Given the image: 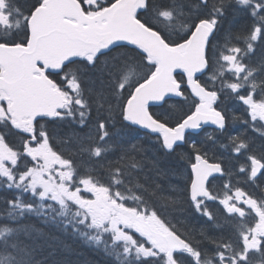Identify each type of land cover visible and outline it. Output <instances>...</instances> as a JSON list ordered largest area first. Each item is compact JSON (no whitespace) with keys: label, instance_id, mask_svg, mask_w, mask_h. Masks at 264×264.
Listing matches in <instances>:
<instances>
[{"label":"snow or ice","instance_id":"1","mask_svg":"<svg viewBox=\"0 0 264 264\" xmlns=\"http://www.w3.org/2000/svg\"><path fill=\"white\" fill-rule=\"evenodd\" d=\"M103 2L108 3L109 0ZM12 3L15 8H20L17 0H12ZM42 3L43 0H35L28 15H32ZM171 3L176 4L177 0H171ZM139 5L135 13L136 20L155 32L166 48L181 49L186 55L193 50L198 54L199 63L192 79L206 96L192 90L184 73L177 70L174 78L179 94L163 99L156 97L159 104L147 105L151 116L152 109L168 100H186L185 93L188 92L193 95L192 108L179 123L184 124L189 117H193V120L180 133L165 137L162 141L164 151L179 153V163L186 178H182L179 188L169 185L168 189H164L157 185L152 195L158 191L161 198L172 199L173 194L179 191L181 195L177 202L183 200L198 223L190 229H177L176 225L160 214L156 206L149 208L144 205L142 214L146 219L157 217L174 240L161 243L155 236L131 230L128 240L122 244L124 259L128 260V264H264V0H197L190 9L181 3L179 14L187 16L188 20L179 39L173 41H169L157 24L145 19L152 12L161 21H170L175 16L173 9L158 5L156 0H139ZM232 5L246 9L250 22L237 29L229 27L222 33L223 19ZM13 17L16 21L14 31L20 28L19 21L27 23L23 9L9 12L10 23ZM3 45L14 46L15 41H0V46ZM185 45L189 47L185 48ZM120 46L113 42L93 50L86 59L79 61L85 65L79 74L76 70L64 73L58 69L55 72L62 83L74 87L54 106L47 121L70 120L81 130L71 133L77 144L91 141L94 133L101 143L107 141L110 136L108 129L115 123V107L120 109V116L125 122L144 125V121L133 120L126 115V109L136 89L147 84L156 74L159 59L150 58L147 50L127 43L126 46L140 53L144 65L149 69L148 75L142 79L138 77L133 86L130 79L122 75L125 68L131 67L129 62L122 61L119 66L113 63L108 68V61L100 59L105 52ZM73 62L68 60L63 67L67 68ZM98 62L107 69V84L98 91L83 88L81 80L84 73ZM132 72L138 75V67H132ZM171 91L176 92L175 89ZM229 99L235 101L236 107L240 109L239 115L234 111L230 116L225 114L221 104ZM105 105L107 112L103 111ZM57 108L63 111H56ZM94 113L95 120H92ZM43 120L44 116H37L27 126L0 120V141L11 152V156L5 157L6 163L0 161V168L4 169L0 171V181L9 191L23 187L30 195H35L36 188L29 181V176L33 169L43 165L28 152L29 148L35 149L45 142L56 151V144L67 143L58 136L54 143ZM202 122L204 127L210 123L221 135L230 124L239 122L243 126L242 131L227 137V144L219 143V148L227 152L226 157L217 158L215 153L210 156L206 143L196 142L193 133L201 132ZM146 126L153 132L159 131L151 125ZM86 128L88 131H83ZM204 141L215 142L216 137L209 132L204 136ZM113 147L109 143L103 151L108 152ZM100 154L101 149L95 148L94 156L99 158ZM65 163L70 165L68 175L72 179L75 174L72 162L65 159ZM217 179L223 181L219 186L214 183ZM5 202L9 208L19 207L22 210L25 207L18 203V198H10ZM119 241L117 237L115 242Z\"/></svg>","mask_w":264,"mask_h":264},{"label":"trees","instance_id":"2","mask_svg":"<svg viewBox=\"0 0 264 264\" xmlns=\"http://www.w3.org/2000/svg\"><path fill=\"white\" fill-rule=\"evenodd\" d=\"M17 2L20 6L19 9L15 8L12 0H5L4 14L9 17L10 11L23 9L27 23L23 20L19 21L20 28L14 31L15 17H13V22L9 21L5 27L0 22V41L25 43L29 38L28 21L31 15L29 16L28 12L35 0H17ZM156 2L158 5L173 9L175 13L173 20L171 22L161 21L152 12L145 19L149 23L157 24L167 35L169 41L179 39L183 26L188 20L187 16L179 14V5L183 3L186 9H190L197 0H177L176 4H172L171 0H156ZM232 9H235L233 5L229 7L223 19L222 33L229 27L237 29L250 22L247 10L240 12V16L237 17L232 15L235 14ZM149 16L152 18L150 19ZM231 23L232 25H230ZM126 55L129 58L137 59L140 70L147 69V74L143 76L146 77L149 69L143 63L144 58L135 49L127 46L115 47L100 59L101 61L107 60L108 68H111L113 63L119 66L122 61H128V58L124 59ZM80 60L77 59L68 66L71 70H76L78 74L79 70L85 67L79 63ZM106 71L103 64L98 62L84 73L81 86L86 89L100 90L107 84ZM51 77L61 84L60 76L51 75ZM135 82L132 83L133 86ZM185 94L187 95L186 100L171 99L165 102L162 107L152 109L154 116L167 124L179 123L193 105L191 93ZM221 107L226 115L230 116L233 111L236 115L240 114V109L231 99L224 101ZM103 111L107 112V105ZM113 111L115 123L110 125L109 139L103 143L97 136L95 137V133L92 142L86 141L83 145L74 142L71 133L81 130L77 129L76 125L68 119L63 121L55 119L51 123L45 119L42 123L54 143L57 136L62 141H67V143L56 144V152L72 162L76 178L89 176L94 179L95 177L108 187H114L109 186L111 185L109 182L117 180L122 190H129L131 195H137L140 202L149 208L156 206L160 214L176 225L177 229H190L196 225L198 221L191 215L192 210L183 200L177 202V198L181 195L179 191L173 194L172 199L161 198L158 191L156 195H152L153 191L157 190V185L164 189H168L169 185H176L178 188L181 186L182 168L179 163V153L164 151L160 140L153 141L152 137L142 135L139 130L122 120L118 107H115ZM92 120H95V113ZM242 128L243 126L239 122L235 125L230 124L228 132L220 134L221 136L216 138L223 139L224 137V139L215 143L205 142V132H203L200 135H195L196 142L198 144L206 143L210 156L215 153L217 158L226 157L227 153L219 151V143L227 144V137L242 131ZM83 131L86 132L88 129ZM109 143L114 146L113 149L104 152L103 149ZM210 147L214 150L211 151ZM83 148L88 150L83 151ZM95 148L101 149L99 158L94 156ZM10 198H18V203L24 205V209L9 208L5 201ZM39 201L42 206L30 209L28 205L38 206L35 200L24 198V195L20 197L18 190L9 191L4 182L0 181V264H120L121 261L123 264H128V260L124 259L123 247L110 245L107 236L98 241L97 233L88 228L90 221H82V215L78 212L81 209L78 207L75 209L74 203L60 206L56 203H47L48 201ZM197 238L202 239V237Z\"/></svg>","mask_w":264,"mask_h":264},{"label":"water","instance_id":"3","mask_svg":"<svg viewBox=\"0 0 264 264\" xmlns=\"http://www.w3.org/2000/svg\"><path fill=\"white\" fill-rule=\"evenodd\" d=\"M139 6V0H117L94 17L80 12L75 0H49L46 6L39 8L31 19V37L26 46H0V64L7 72V76L0 77V87L9 92L16 114L21 117L49 114L63 99L47 79L35 75L38 65L54 71L66 61L91 54L110 43H131L147 50L149 57L158 58L159 63L156 74L147 84L136 89L126 109V115L144 121V125L129 123L151 133L163 134V139L180 133L193 117L171 128L150 116L147 105L159 104L156 97L163 99L179 94L174 78L177 70L186 73L192 90L206 96L192 79L199 63L198 54L194 50L186 55L181 49L166 48L155 32L136 20ZM70 17L78 21L73 22ZM173 89L175 93L171 91ZM146 125L159 131L153 132ZM166 239L169 243L174 240L170 234Z\"/></svg>","mask_w":264,"mask_h":264},{"label":"rangeland","instance_id":"4","mask_svg":"<svg viewBox=\"0 0 264 264\" xmlns=\"http://www.w3.org/2000/svg\"><path fill=\"white\" fill-rule=\"evenodd\" d=\"M103 0H88L89 9L99 10L102 5L105 6L107 3H102ZM5 1L0 0V15L4 14L1 12L4 10ZM236 9L232 14L234 16H240V12H243L246 9L238 8L234 5ZM90 10V11H91ZM151 19L152 17L149 16ZM3 23H6L7 16L0 18ZM232 25V23L230 24ZM124 54L122 55V57ZM131 67L125 68L122 72L123 76H127L130 81L133 83L139 78H142L147 74V69L140 70L138 66V61L135 57L129 58L128 55L124 59H127ZM132 67H138L139 73L132 72ZM69 89L74 87V85L69 84ZM6 95V94H4ZM0 99H3L2 93L0 91ZM1 102V101H0ZM3 113L1 110L0 103V118H3ZM9 120L11 122H16V119H12L10 116ZM95 135V134H94ZM93 135V136H94ZM96 137V135H95ZM92 142V140H91ZM28 152L37 159L39 164H42L43 167H36L31 171L29 176V181L32 185L35 186L36 192L35 195H30L27 190L20 189L18 190V195L24 198L33 199L38 204L37 207H29L30 209H37L42 206L40 201H48L47 203H56L60 206H64L69 201L74 203V207L80 208V214L82 215V221L89 220V230L97 233V240L100 241L102 237H108V243L110 245L118 244L122 247V244L128 240V233L131 230H138L142 234L155 236L159 239V242H165V235L167 234L163 225L160 223L159 219L155 216H150V218L145 217L142 214L143 204H141L140 199L137 195L131 196H122L121 193H113L111 190H106L101 186L97 180L92 177L87 176L81 181H78L77 185H73V178L70 179L68 175L69 164H66L62 158H60L53 150L50 149L48 143L41 142L37 148L28 149ZM11 156V152L5 143L0 141V161H5V157ZM6 163V161H5ZM182 168V166H181ZM4 169L0 168V171ZM146 170V169H145ZM186 173L181 169V178H184ZM74 177V176H73ZM149 177V176H147ZM115 186L114 182L112 183ZM86 187H96L101 192L102 196L108 197V202L106 205L113 206L114 203L118 202L122 207H128L129 210L124 212L122 209L115 210L111 215H107L106 212L98 213L93 209H89L88 202H83L82 198L84 194H90ZM116 187V186H115ZM114 189V188H113ZM139 189V188H138ZM86 198H92L86 196ZM19 208V207H18ZM20 209V208H19ZM24 209V208H23ZM119 237L120 241L115 242L116 238Z\"/></svg>","mask_w":264,"mask_h":264},{"label":"flooded vegetation","instance_id":"5","mask_svg":"<svg viewBox=\"0 0 264 264\" xmlns=\"http://www.w3.org/2000/svg\"><path fill=\"white\" fill-rule=\"evenodd\" d=\"M210 150L213 151L214 149H213L212 147H210ZM214 183H215L217 186H219V185H221V184L223 183V181H222L221 179H217ZM92 193H93V199H92V201H94V199H96L97 202H98V201L102 202V204H103V206H104V208L99 209V211H100V212L105 211L107 215H111L112 212H114V211H112V209H111L110 206L106 205V203L108 202V199H107L106 197L102 196V194L99 193V192H95V191H94V192H92ZM114 207H118V206L114 205ZM115 209H116V208H115Z\"/></svg>","mask_w":264,"mask_h":264},{"label":"bare ground","instance_id":"6","mask_svg":"<svg viewBox=\"0 0 264 264\" xmlns=\"http://www.w3.org/2000/svg\"><path fill=\"white\" fill-rule=\"evenodd\" d=\"M89 165V164H88ZM95 167V166H94ZM95 170V169H94ZM102 172V171H101ZM99 174V173H98ZM98 176V175H97ZM103 177H104V175H103Z\"/></svg>","mask_w":264,"mask_h":264}]
</instances>
